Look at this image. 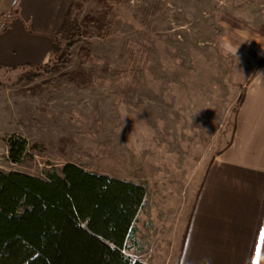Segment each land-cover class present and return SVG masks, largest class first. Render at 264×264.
<instances>
[{
	"label": "rangeland",
	"instance_id": "obj_1",
	"mask_svg": "<svg viewBox=\"0 0 264 264\" xmlns=\"http://www.w3.org/2000/svg\"><path fill=\"white\" fill-rule=\"evenodd\" d=\"M18 9V0H0V27ZM223 14L264 32V0L85 3L75 12L83 39L65 68L51 71L54 59L49 70L0 68V169L44 176L73 162L143 184L138 243L127 252L147 264H177L247 83L220 43ZM10 135L28 141L20 162L9 157Z\"/></svg>",
	"mask_w": 264,
	"mask_h": 264
},
{
	"label": "trees",
	"instance_id": "obj_2",
	"mask_svg": "<svg viewBox=\"0 0 264 264\" xmlns=\"http://www.w3.org/2000/svg\"><path fill=\"white\" fill-rule=\"evenodd\" d=\"M90 1H71L60 31L53 36L50 60L56 63L51 71L65 68L82 41L75 12ZM25 66L40 65L11 68ZM41 66L50 68L49 63ZM244 96L245 87L231 139L215 157L232 142ZM6 141L11 161L20 162L28 150L27 139L10 135ZM146 196L141 183L90 171L73 162L46 170L44 176L0 169V264H147L127 252L129 243H138L136 223Z\"/></svg>",
	"mask_w": 264,
	"mask_h": 264
},
{
	"label": "crops",
	"instance_id": "obj_3",
	"mask_svg": "<svg viewBox=\"0 0 264 264\" xmlns=\"http://www.w3.org/2000/svg\"><path fill=\"white\" fill-rule=\"evenodd\" d=\"M71 1L18 0V13L0 32V65L47 63ZM223 15L227 34L220 43L246 79L245 96L232 142L198 191L177 264H204L207 256L212 264H253L264 230V32ZM257 264H264V245Z\"/></svg>",
	"mask_w": 264,
	"mask_h": 264
},
{
	"label": "snow or ice",
	"instance_id": "obj_4",
	"mask_svg": "<svg viewBox=\"0 0 264 264\" xmlns=\"http://www.w3.org/2000/svg\"><path fill=\"white\" fill-rule=\"evenodd\" d=\"M259 236H260V243H258L255 247L256 259L253 261V264H257V261L261 256V246L264 245V230L260 231Z\"/></svg>",
	"mask_w": 264,
	"mask_h": 264
},
{
	"label": "clouds",
	"instance_id": "obj_5",
	"mask_svg": "<svg viewBox=\"0 0 264 264\" xmlns=\"http://www.w3.org/2000/svg\"><path fill=\"white\" fill-rule=\"evenodd\" d=\"M204 264H212V258L210 256L203 258Z\"/></svg>",
	"mask_w": 264,
	"mask_h": 264
}]
</instances>
